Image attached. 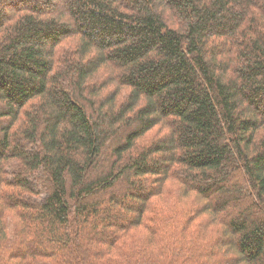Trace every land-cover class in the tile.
Segmentation results:
<instances>
[{
  "label": "trees",
  "instance_id": "16d2710c",
  "mask_svg": "<svg viewBox=\"0 0 264 264\" xmlns=\"http://www.w3.org/2000/svg\"><path fill=\"white\" fill-rule=\"evenodd\" d=\"M0 264H264V0H0Z\"/></svg>",
  "mask_w": 264,
  "mask_h": 264
}]
</instances>
